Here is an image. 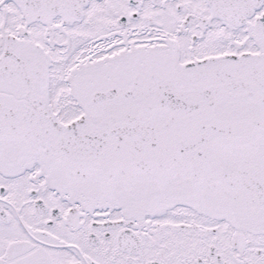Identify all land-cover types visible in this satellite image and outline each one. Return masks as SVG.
<instances>
[{
  "label": "snow or ice",
  "instance_id": "obj_1",
  "mask_svg": "<svg viewBox=\"0 0 264 264\" xmlns=\"http://www.w3.org/2000/svg\"><path fill=\"white\" fill-rule=\"evenodd\" d=\"M0 264H264V0H0Z\"/></svg>",
  "mask_w": 264,
  "mask_h": 264
}]
</instances>
